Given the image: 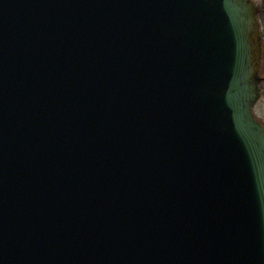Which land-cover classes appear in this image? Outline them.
I'll use <instances>...</instances> for the list:
<instances>
[{
    "label": "water",
    "instance_id": "95a60500",
    "mask_svg": "<svg viewBox=\"0 0 264 264\" xmlns=\"http://www.w3.org/2000/svg\"><path fill=\"white\" fill-rule=\"evenodd\" d=\"M253 0H0V264H264Z\"/></svg>",
    "mask_w": 264,
    "mask_h": 264
},
{
    "label": "rangeland",
    "instance_id": "374dc122",
    "mask_svg": "<svg viewBox=\"0 0 264 264\" xmlns=\"http://www.w3.org/2000/svg\"><path fill=\"white\" fill-rule=\"evenodd\" d=\"M257 4H261L264 7V0H253ZM261 14V20L263 22V28L262 33L264 34V10ZM262 41L264 43V36L262 38ZM264 53V49H263ZM259 74H261L264 77V59L262 60V67L261 70H259ZM260 98L259 100L255 101V104L253 105V114L254 116H257V118L260 120L262 124H264V81L261 83V91H260Z\"/></svg>",
    "mask_w": 264,
    "mask_h": 264
},
{
    "label": "flooded vegetation",
    "instance_id": "af4514ba",
    "mask_svg": "<svg viewBox=\"0 0 264 264\" xmlns=\"http://www.w3.org/2000/svg\"><path fill=\"white\" fill-rule=\"evenodd\" d=\"M256 3V2H255ZM256 5L258 6V22H260V33H261V36H262V38H263V36H264V34L262 33V28H263V22H262V20H261V14L263 13L262 11L264 10V7L260 4H257L256 3ZM261 43H262V50H261V54H262V60L264 59V53H263V49H264V43H263V41H262V39H261ZM262 60H260V70H261V67H262ZM262 76V75H261ZM264 81V79L263 80H261L260 81V86H261V83ZM264 125V124H263Z\"/></svg>",
    "mask_w": 264,
    "mask_h": 264
}]
</instances>
